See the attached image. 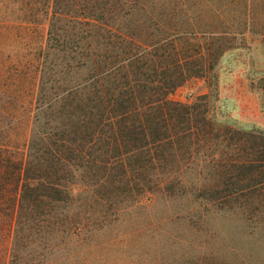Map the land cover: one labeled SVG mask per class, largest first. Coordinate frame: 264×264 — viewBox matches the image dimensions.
Returning <instances> with one entry per match:
<instances>
[{
	"label": "trees",
	"instance_id": "obj_1",
	"mask_svg": "<svg viewBox=\"0 0 264 264\" xmlns=\"http://www.w3.org/2000/svg\"><path fill=\"white\" fill-rule=\"evenodd\" d=\"M39 15L47 23L42 46L19 56L6 52L3 41H16ZM114 15L120 17V0H0V235L10 256L4 264L19 263V249L35 234L70 231L67 183L76 171L104 188L117 167L120 182H145L164 173L177 178L200 159L220 182L264 189L263 131L214 126L202 98H167L197 73L180 22L171 23L174 14H159L149 33L144 23L125 30L110 22ZM28 96L34 112L19 156L10 136L21 123L15 107ZM3 114L12 121L3 122ZM220 140H229L226 148Z\"/></svg>",
	"mask_w": 264,
	"mask_h": 264
},
{
	"label": "rangeland",
	"instance_id": "obj_2",
	"mask_svg": "<svg viewBox=\"0 0 264 264\" xmlns=\"http://www.w3.org/2000/svg\"><path fill=\"white\" fill-rule=\"evenodd\" d=\"M162 13L180 22L186 53L195 55L189 66L197 70L167 98L187 104L202 98L214 126L264 132V0H120V17L109 20L134 31L144 23L149 33ZM46 28L39 15L13 43L4 38L5 51L39 49ZM30 101L15 107L21 123L10 138L19 156L34 112ZM212 171L195 159L177 178L120 182L117 167L104 188L76 171L67 183L70 231L33 235L17 264H264V189L220 182ZM9 259L0 235V264Z\"/></svg>",
	"mask_w": 264,
	"mask_h": 264
}]
</instances>
